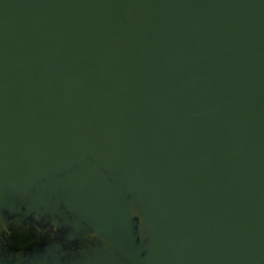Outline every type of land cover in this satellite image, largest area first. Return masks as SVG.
<instances>
[{"label":"water","instance_id":"water-1","mask_svg":"<svg viewBox=\"0 0 264 264\" xmlns=\"http://www.w3.org/2000/svg\"><path fill=\"white\" fill-rule=\"evenodd\" d=\"M0 264H264V0H0Z\"/></svg>","mask_w":264,"mask_h":264}]
</instances>
